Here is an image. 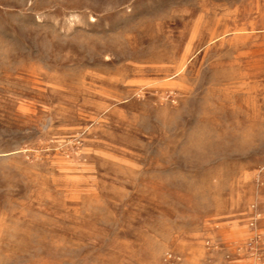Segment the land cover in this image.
<instances>
[{
	"label": "rangeland",
	"instance_id": "374dc122",
	"mask_svg": "<svg viewBox=\"0 0 264 264\" xmlns=\"http://www.w3.org/2000/svg\"><path fill=\"white\" fill-rule=\"evenodd\" d=\"M0 264H264V0H0Z\"/></svg>",
	"mask_w": 264,
	"mask_h": 264
},
{
	"label": "bare ground",
	"instance_id": "6f19581e",
	"mask_svg": "<svg viewBox=\"0 0 264 264\" xmlns=\"http://www.w3.org/2000/svg\"><path fill=\"white\" fill-rule=\"evenodd\" d=\"M92 19V18H91ZM261 217V216H260Z\"/></svg>",
	"mask_w": 264,
	"mask_h": 264
}]
</instances>
